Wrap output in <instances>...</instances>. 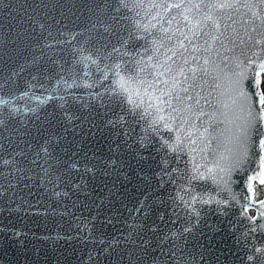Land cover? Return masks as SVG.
Instances as JSON below:
<instances>
[{
  "label": "water",
  "instance_id": "water-1",
  "mask_svg": "<svg viewBox=\"0 0 264 264\" xmlns=\"http://www.w3.org/2000/svg\"><path fill=\"white\" fill-rule=\"evenodd\" d=\"M261 61V0H0V264H260L259 166L228 149Z\"/></svg>",
  "mask_w": 264,
  "mask_h": 264
},
{
  "label": "snow or ice",
  "instance_id": "snow-or-ice-1",
  "mask_svg": "<svg viewBox=\"0 0 264 264\" xmlns=\"http://www.w3.org/2000/svg\"><path fill=\"white\" fill-rule=\"evenodd\" d=\"M120 4L124 5V0H119ZM262 3H264V0H261ZM230 6V5H221V7ZM176 7H179V5H176ZM116 11H119V8L116 9ZM209 20L212 18L209 16ZM99 23H103L100 21ZM213 25L215 27H219V25L216 23V21H212ZM96 25H93L95 27ZM40 27L43 29L44 25L41 24ZM106 31L108 29H105ZM51 35V33H49ZM213 39H216V37H213ZM260 43V41H258ZM124 45L128 44V40L123 41ZM113 51H119V49L113 48ZM127 55H131L130 53H125ZM207 62V61H205ZM95 63V61H94ZM137 64L139 61L136 62ZM185 63H187V60H185ZM255 63V61L250 60V64ZM117 68L120 67V65L116 66ZM257 68L259 71H253L251 73V76L254 77V81L248 85V88L246 89L243 81L249 79V74L247 73H241L240 79L237 80L235 83L238 86V99H234L233 103L238 104V107L240 109V112L243 114V123L238 124L236 126V135L233 137V141L235 143V149H228L229 153L232 156V164H230L228 168V172L230 173L235 167L244 164L245 162H252L253 160L256 161V163L259 166V172L256 173L254 171V174L249 177V191L252 190V186L250 181L256 180L259 178V182L261 184H264V132L260 131L261 128H264V90L259 89V85L261 84L260 79V73L264 72V61H261L259 64H257ZM170 70V69H169ZM167 83V81H165ZM176 83V81H174ZM151 87V85H150ZM124 91H127L125 88ZM182 91L187 92V88H183ZM167 95V99H164V96ZM149 101L155 100V104L149 103L147 105V108H154L155 113L159 114L164 111V108L167 107L169 109V116L168 120H170L173 124L176 122L177 117L173 116L172 113L176 112L178 113L180 110L178 108H175L172 106V91L171 89L167 94L161 90V95L153 97L151 94L148 96ZM175 99L179 100L180 97L177 96ZM206 103H209V101H205ZM0 103H4V101H0ZM128 103L133 105V108L130 110L133 115H139L141 119H143V116L145 113H147V108L144 109L143 112L136 113L135 109L140 108L144 101L141 100L139 103H136L133 101L130 97L128 99ZM196 103L199 104V98L196 100ZM148 115H152V113H147ZM201 115H204L203 111L200 113ZM211 118V117H210ZM124 117L120 116L118 120L112 121L110 120V124L119 123L120 121H123ZM237 119H240V117H237ZM164 121V128L167 129L169 132L173 131V128L168 123L167 120H165V117L162 115L154 116L152 120V124L155 125L156 123ZM183 123H186V121L181 118V125ZM182 130V126L175 129L177 135H176V144L173 145L169 142L167 138H164L161 144V147H168L172 151L180 152L182 149L179 147L181 143V136L179 135L180 131ZM207 131V129H205ZM256 136L259 139L254 140L253 137ZM257 149L259 150V155L257 153ZM177 160L179 159V156L176 157ZM5 165L9 163L8 160L3 161ZM167 164V161L164 162ZM173 171H176V169H173ZM221 171H225V169H221ZM202 177L203 174H200ZM199 177H193V179H197ZM215 179V178H213ZM195 199V197H193ZM204 203H207V201H202ZM261 204H264V201L260 202ZM246 210V206H245ZM243 215V213H241ZM250 220H255V217H249ZM258 228L260 231L264 232V224H259ZM186 231L188 229H185ZM253 232L257 231V228L254 227L252 229ZM18 235V234H17ZM256 253L261 254L264 253V247H257ZM248 261H254L255 257L253 255H249L247 257ZM260 264H264V256H261L260 258Z\"/></svg>",
  "mask_w": 264,
  "mask_h": 264
},
{
  "label": "rangeland",
  "instance_id": "rangeland-1",
  "mask_svg": "<svg viewBox=\"0 0 264 264\" xmlns=\"http://www.w3.org/2000/svg\"><path fill=\"white\" fill-rule=\"evenodd\" d=\"M253 189H254V191L256 190L259 193V194H257V197L264 195V184L255 183L253 185Z\"/></svg>",
  "mask_w": 264,
  "mask_h": 264
},
{
  "label": "trees",
  "instance_id": "trees-1",
  "mask_svg": "<svg viewBox=\"0 0 264 264\" xmlns=\"http://www.w3.org/2000/svg\"><path fill=\"white\" fill-rule=\"evenodd\" d=\"M260 79H261V84L258 86L259 89L264 90V72L260 73ZM257 194H259L256 190L253 192V196L257 197Z\"/></svg>",
  "mask_w": 264,
  "mask_h": 264
}]
</instances>
